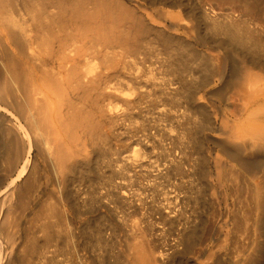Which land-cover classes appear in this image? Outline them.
<instances>
[{"label": "bare ground", "instance_id": "bare-ground-1", "mask_svg": "<svg viewBox=\"0 0 264 264\" xmlns=\"http://www.w3.org/2000/svg\"><path fill=\"white\" fill-rule=\"evenodd\" d=\"M190 1L0 0V264H264V0ZM154 142L185 197L128 187Z\"/></svg>", "mask_w": 264, "mask_h": 264}, {"label": "rangeland", "instance_id": "rangeland-1", "mask_svg": "<svg viewBox=\"0 0 264 264\" xmlns=\"http://www.w3.org/2000/svg\"><path fill=\"white\" fill-rule=\"evenodd\" d=\"M236 1V3H240L239 1L240 0H235ZM238 1V2H237ZM199 2V0H191L190 1V3H195L196 5H197V3ZM171 9H174V10H177L178 8L177 7H174V8H171ZM205 32H207V30L205 29ZM194 35H197V34H194ZM194 35H193V32H185V33H183L182 34V37H185V38H188V39H190V40H192V41H195V38H194ZM213 46V44L212 43H206L205 45L204 44H199L198 45V47H200L201 49H204V50H208V51H213L214 53H216V52H221V49L220 48H215V47H212ZM153 58H148L147 59V62L149 61H151ZM154 61H155V58L153 59ZM153 60L151 61V63H154L153 62ZM148 62V63H149ZM233 95V92H230V93H227V96H226V100H228L231 96ZM214 105H219L220 106V104H221V101H219L220 99L219 98H216V97H214ZM239 101L238 100H236L235 102H233L232 104H231V106H229L231 109H238V105H239V103H238ZM168 107H167V106ZM165 106V107H164ZM238 106V107H237ZM170 108V106H169V104H166V103H164L162 106H161V108ZM154 130V129H153ZM173 132V134H175V133H177V130H176V128L175 129H173L172 130ZM176 131V132H175ZM122 139V138H121ZM122 143H125V138L124 139H122ZM169 139H167V141H165L166 143L168 142V144H169ZM136 142V140H134L133 142H131V144H130V147L129 148H131L132 150L134 149V147L135 146H137V145H139V144H136L135 143ZM133 145V146H132ZM135 145V146H134ZM140 146V145H139ZM133 147V148H132ZM157 149H156V148ZM136 149H138V147H135ZM159 148V149H158ZM154 149H155V151L157 152V154H156V152L154 151ZM150 150H152V151H150ZM160 150V151H159ZM161 149H160V147L159 146H157V144L154 142V145L153 144H150L149 145V147H148V149H146V153H144V155H140V154H138L139 156H137L139 159L137 160V164L139 165H141L142 167H140V165H139V167H140V169H139V167H138V165L136 166V171L138 172V173H136L135 174V176H137L138 177V175H140V176H142L143 175V173L144 172H146V173H144V175H146V174H150V173H152V174H156L157 172L156 171H158V169H160L159 168V166L161 165L162 167H163V163L164 162H166V159H167V155H165L164 153V156H163V154L161 153ZM128 152H130V151H125V153H128ZM151 152L152 153H154V154H151ZM124 152H123V154H125ZM160 153V154H159ZM148 154H149V157L147 158V156H148ZM159 154V155H158ZM162 154V155H161ZM151 155V156H150ZM144 156H146L145 158H144ZM136 157V158H137ZM157 157V158H156ZM159 157V158H158ZM162 157V158H161ZM166 157V158H165ZM142 158V159H141ZM149 158H150V160H151V162H150V160H149ZM160 158H161V160H160ZM153 159V160H152ZM141 160H143V161H141ZM148 162H146V161ZM139 161V162H138ZM145 162H146V164H145ZM159 163V164H156V163ZM144 163V164H143ZM187 163V161L185 162V164ZM156 166H154V165ZM188 164V163H187ZM186 164V165H187ZM152 165V166H151ZM157 165H159L158 167H157ZM147 166V167H146ZM151 166V168H149ZM160 166V167H161ZM144 167V168H143ZM152 167H154V168H152ZM186 167H188V165L186 166ZM146 168V170H144ZM137 169H139V170H137ZM157 169V170H156ZM148 170H149V172H148ZM139 171H141V172H139ZM144 171V172H143ZM143 172V173H142ZM155 172V173H154ZM90 175V177L89 176H87V177H85V178H83V179H81V180H78V181H76L77 182V184L76 185H80V187L82 188V189H86V190H88L89 188H92V185H93V187H95V186H97L96 184H98V181H96V178H94V177H91V174H89ZM143 175V177H144V179H143V177L141 178L142 179V183H139L138 181H134V180H132V183L130 182H128V180H127V182H128V187H129V185H130V190H132V191H136V192H140L141 191V188H140V185H149V184H151L152 182H154V178L155 177H153V176H149V175H146V176H144ZM182 177H181V176ZM139 176V177H140ZM184 176V177H183ZM147 177V178H146ZM159 177V176H158ZM155 178L157 181H160L161 179V181L159 182L160 183V186L162 185V189H161V192H163L161 195H162V197H164V190H166L165 192H168V193H170V194H172L173 193V191H174V193L173 194H176L178 191H179V193H177V194H179V195H181V194H183V195H181V197H185L186 196V194H188V191H189V188H187V187H185L184 185H182V182L184 181V182H186V181H188L187 183L189 184V180L188 179H190V177L189 176H186V175H184V174H175V175H172V177H170V178H165V177H159V178ZM89 178V179H88ZM186 178V179H185ZM188 178V179H187ZM85 179H86V181H85ZM120 179V178H119ZM151 179V180H150ZM185 179V180H184ZM88 180V181H87ZM168 181V183H167V181ZM94 181H96L95 183H94ZM148 181V182H147ZM166 181V182H165ZM180 181V182H179ZM83 182V183H82ZM89 182V183H88ZM134 182V183H133ZM143 182H146V183H143ZM170 182V183H169ZM178 182V183H177ZM85 183V184H84ZM180 183V184H179ZM95 184V185H94ZM178 184V185H177ZM82 185V186H81ZM101 185H103L104 186V184H102L101 183ZM139 185V186H138ZM159 186V187H160ZM166 186V187H165ZM177 186V187H176ZM102 187V186H101ZM100 187V188H101ZM140 188V189H139ZM161 188V187H160ZM170 190H168V189ZM178 188H180V189H178ZM186 188V189H185ZM101 189H105L104 187H102ZM181 189H183L182 191H181ZM188 189V190H187ZM178 190V191H177ZM221 190V189H220ZM220 190H217V189H215V190H212V192H211V194L209 193V195H208V197H210V198H208L209 199V201H210V203H211V201H212V205H210L211 206V211H213L214 213H216L215 214V216L214 217H212V218H214L213 220H211V222H216V223H218V222H220V220H219V218H218V216H219V213L222 211V213L223 214H225L226 213V209H228V206H230V207H232V205H233V201L232 200H230L228 203H227V201L224 199L225 197V195H223V197H222V193L223 192H221ZM152 191V190H151ZM157 191H159V190H157ZM150 192V191H149ZM221 192V193H220ZM154 193V192H153ZM213 193V194H212ZM166 194V193H165ZM185 194V195H184ZM224 194V193H223ZM219 196V197H218ZM215 197V198H214ZM213 199H215V200H217V201H214ZM148 200H150L149 201V203H147L148 205L150 204L151 205V196H150V198H148ZM223 200H225V201H223ZM187 201V202H186ZM185 202H183V203H181L182 202V199H181V201H180V206H182L183 207V209H184V207H185V209H184V211H187V212H184V214H182V216H181V218H182V220H181V218H180V221H178V223H175L174 224V226L172 227L173 229L171 230V232H169V230H170V223H169V221H167V220H164L163 221V219H160V221H159V225L161 226V227H163L165 224H166V226H164V228L166 229V230H168V231H166V233L168 234V236H169V238L171 239V238H174L176 235V233H174V232H176V227H180L181 229L184 227L183 225H188L189 224V220L191 221V222H193V220L194 219H197L198 220V213H201L202 212V209L200 208V210H198V201H194V202H190V201H192L191 199H189V200H186ZM213 201H214V203H213ZM188 202H189V204H188ZM217 202V203H216ZM221 202V203H220ZM125 203V202H124ZM185 203V204H184ZM182 204V205H181ZM147 205V206H148ZM149 205V206H150ZM196 205H197V207H196ZM219 205V206H218ZM123 206L124 205H122L121 206V208L119 207L118 209H119V214L121 215L122 213H124L125 211L126 212H128L129 210V213H131V211L133 212V210L132 209H128L127 207H128V204L127 203H125V206H124V208H123ZM148 206V208L150 209V207ZM188 206V207H187ZM217 208V210L215 209V208ZM177 208V207H176ZM187 208V209H186ZM121 209H122V211H121ZM128 209V210H127ZM195 210V211H194ZM208 210H210V207H208ZM207 210V211H208ZM199 211V212H198ZM193 212H194V214H193ZM196 212V213H195ZM155 213V214H154ZM153 213V216L154 217H157L158 216V214L156 213V212H154ZM186 213V214H185ZM214 213H213V215H214ZM193 214V215H192ZM132 215V216H131ZM130 215V217L131 218H133V216L135 215H133V214H131ZM140 215H142L141 214V211H139V214L137 215L136 214V216H134V218L135 217H140ZM187 216V218H184V216ZM185 216V217H186ZM189 217H190V219H189ZM195 217V218H194ZM192 218H193V220H192ZM220 218H221V216H220ZM183 219H185V220H183ZM164 222V223H162V222ZM185 221V222H184ZM186 221H188V223L186 222ZM161 222V223H160ZM180 222V223H179ZM163 224V225H162ZM180 224V225H179ZM168 225H169V227H168ZM64 236V237H63ZM62 237H63V239H62V241H64L66 238H65V235H63ZM125 236H124V234L122 233V238L121 239H123ZM232 237L230 236V239H228V243H227V246H226V248L225 249H222V250H220V252L218 253V256H219V258L220 259H222L223 260V262H224V264H234L235 262H236V260L238 259H240V255L242 254L240 251V248L239 249H237L236 248V244H235V242L233 241V239H231ZM213 243V242H212ZM211 243V244H212ZM66 245L63 243L61 246H60V248H59V251H58V253H61L62 254V256L59 254L58 255V259L59 260H61L62 262L64 261V263L66 262V260H67V258H68V252H67V250H68V248L67 247H65ZM199 246V245H198ZM200 248L202 247L201 245L199 246ZM198 247V254H199V248ZM65 248V249H64ZM66 250V251H65ZM117 250H119L118 248H117ZM63 251V252H62ZM66 253H65V252ZM65 255V256H64ZM202 256L200 257V259H203V261L205 260V258H206V256L208 257V255L206 254L205 255V253L204 254H201ZM59 257H61V259L59 258ZM64 258V259H63ZM63 259V260H62ZM208 258H206V260H207ZM201 261V260H200Z\"/></svg>", "mask_w": 264, "mask_h": 264}]
</instances>
